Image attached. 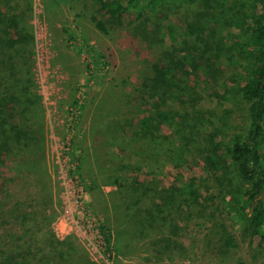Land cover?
I'll return each mask as SVG.
<instances>
[{
  "label": "rangeland",
  "instance_id": "obj_1",
  "mask_svg": "<svg viewBox=\"0 0 264 264\" xmlns=\"http://www.w3.org/2000/svg\"><path fill=\"white\" fill-rule=\"evenodd\" d=\"M121 1L127 9L112 16L102 0H30L24 14L33 45L26 63L40 105L12 111L17 122L21 114L30 118L29 147L18 142L0 148V247L24 242L60 248L53 231L68 240V255L86 251L97 264H264V241L247 230L249 209L241 208L236 183L230 174L209 171L201 157L209 131L225 141L245 126L247 105L237 90L252 62L249 36H242L240 20L226 7L232 25L222 27L228 37L219 59L210 73L194 67L174 73V90L159 100L174 121L162 125L164 139L158 137L157 151L143 159L123 140L150 108L139 97L141 80L164 50L185 63L183 49L193 48V38L206 29L191 34L188 28L201 0ZM31 147L40 153L26 160ZM196 176L199 203L181 201L160 213L167 217L163 224L136 227L152 199L126 196L135 177L160 189ZM129 205L124 217L120 208ZM122 218L130 233L117 234L127 223ZM222 228L231 232L234 246L223 244ZM168 237L170 247L164 245Z\"/></svg>",
  "mask_w": 264,
  "mask_h": 264
},
{
  "label": "trees",
  "instance_id": "obj_2",
  "mask_svg": "<svg viewBox=\"0 0 264 264\" xmlns=\"http://www.w3.org/2000/svg\"><path fill=\"white\" fill-rule=\"evenodd\" d=\"M126 1L127 5H132L140 1L156 4L167 0ZM227 1H229L228 6ZM122 2L102 0V7L113 16L118 11L127 9ZM234 5L239 6L236 9ZM19 7H24V10L18 11ZM226 7L230 12L234 11L231 14L235 19L240 20L242 36L247 34L250 39L248 45L252 62L237 90L238 95L246 101V123L243 128L228 133L225 141L223 138H218L217 131H209L201 149V153H204L201 157L209 171L221 172L219 174L223 176L231 175L230 182L236 183L235 190L242 198L241 208L249 209L246 218L247 230L252 236L264 241V0H201V8L195 12V20L189 22L188 28L189 33L193 34L195 28L205 27L206 33L198 34L193 38L189 44L193 48L183 49L185 63H177L173 52L168 50L162 51L160 58L152 63L151 73L143 77L138 90L140 100L150 105V108L137 117L130 134H125L123 140L131 147L135 156L143 159L152 155L153 148L157 151V138L164 139V135L161 136L162 134L159 133L162 125L174 121L170 113L162 109L159 100L165 96V90H174L175 72L185 67L189 69L194 67L204 73H210V67L219 59V51L227 42L228 35L223 34L222 27L232 25L228 20L229 11ZM27 8L31 9L30 0H0V148L2 151H5L9 144L16 145L18 142L29 147V141L34 140L30 118H25L21 114L20 122H17L12 112L19 109L21 113L26 108L40 105V97L36 90L33 91L32 73L29 68L27 69L26 63L31 56L29 54L33 45L32 28L30 24L28 25L29 18L25 16L28 13ZM96 25L100 30L106 31V25L102 20L97 19ZM235 46L236 44L233 43V47ZM222 148L224 154L220 151ZM41 150L44 155L45 149ZM38 151L40 153L36 148H29V157L26 160L38 155ZM225 156L229 157V161ZM2 157L4 156L0 153V160L4 163ZM118 178L120 182L126 179L125 176ZM199 178L200 176L191 177L185 184L179 179L180 183L177 180L174 186L158 189L136 181L135 177L132 183H129L130 186H127L129 192L127 191L126 196L130 195L133 198L137 195L141 201L143 196L152 199L149 201L150 205L143 209L142 224L136 223V227L149 225L153 229L154 223L163 224L167 217L160 213L175 204L179 207L181 201H186L191 206L199 203V190L195 185ZM118 185L123 186L122 183ZM129 208L130 205L120 208L124 217H127ZM123 220L127 222L126 219ZM126 224L128 225L129 222L120 224L123 228H119L117 234L120 233L119 230H122L123 234L130 233L131 228ZM142 227L140 230L144 231ZM175 229L174 226L171 233L176 235ZM50 234L53 240L60 244V248L43 249L38 245L25 246L24 242L16 245L4 244L0 247V264H97L86 251L68 255L72 252L67 246L68 240L58 239L53 231ZM109 238L106 240L108 243ZM170 238L168 237L164 244L166 247L174 243ZM18 239L22 240V236ZM221 240L227 247L235 244L233 235L226 228H222ZM129 244L130 241L125 245Z\"/></svg>",
  "mask_w": 264,
  "mask_h": 264
}]
</instances>
